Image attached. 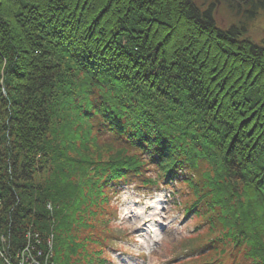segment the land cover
Returning a JSON list of instances; mask_svg holds the SVG:
<instances>
[{
  "label": "trees",
  "instance_id": "1",
  "mask_svg": "<svg viewBox=\"0 0 264 264\" xmlns=\"http://www.w3.org/2000/svg\"><path fill=\"white\" fill-rule=\"evenodd\" d=\"M220 2L0 0L13 261L49 219L59 264H110L111 199L135 184L170 187L193 226L172 264H264V41L249 36L264 0ZM49 161L56 174L33 188Z\"/></svg>",
  "mask_w": 264,
  "mask_h": 264
},
{
  "label": "rangeland",
  "instance_id": "2",
  "mask_svg": "<svg viewBox=\"0 0 264 264\" xmlns=\"http://www.w3.org/2000/svg\"><path fill=\"white\" fill-rule=\"evenodd\" d=\"M249 33L253 40L264 41V11L254 21ZM77 126L75 125V128ZM84 126L87 127V124ZM39 160L41 158L36 162H40ZM69 168L70 166L67 167V169ZM56 170L57 165L56 163L54 165L52 161L37 166L31 179L32 187L45 186L50 179H53ZM78 177H80L79 174ZM161 189L150 187L143 189L133 184L122 187L118 195L111 199L113 207H110L108 212L114 220L113 233L118 235H114L118 237V240L114 241L116 246L113 252L114 260L110 261V264H172L175 262H172L174 259L172 252L178 246L186 245L184 243L188 242L189 229L193 226L187 225V219L181 218L178 209L171 205L173 197H170L169 193L172 192V189L168 186ZM28 191L33 192L32 189ZM34 194L37 199L38 191ZM21 200L23 206L27 207L28 198L22 195ZM3 201V198L0 197V262L14 264L16 260L8 262L4 255L5 250L8 253L7 244L11 241V234L6 229L4 220L8 221L11 215L5 210ZM43 205L39 202L31 207L32 211L27 212L28 217L35 219L36 209L38 210V207ZM46 209L50 212L54 208L51 203H47ZM46 222L49 223L47 229L45 228ZM41 223L42 229L45 230L38 229L32 223L33 229L41 233L42 236H54L53 255L46 264H59L55 255L56 232L53 230V222L49 219H40ZM47 239L51 240V238ZM179 251L182 250L179 249ZM180 259L183 260V258Z\"/></svg>",
  "mask_w": 264,
  "mask_h": 264
},
{
  "label": "built area",
  "instance_id": "3",
  "mask_svg": "<svg viewBox=\"0 0 264 264\" xmlns=\"http://www.w3.org/2000/svg\"><path fill=\"white\" fill-rule=\"evenodd\" d=\"M47 238H51L47 239ZM25 242L15 255L14 264H46L53 255L54 236H42L37 230L29 228L24 233ZM8 262L13 261L11 256L4 251ZM14 262V261H13Z\"/></svg>",
  "mask_w": 264,
  "mask_h": 264
},
{
  "label": "flooded vegetation",
  "instance_id": "4",
  "mask_svg": "<svg viewBox=\"0 0 264 264\" xmlns=\"http://www.w3.org/2000/svg\"><path fill=\"white\" fill-rule=\"evenodd\" d=\"M217 3H218V2H217ZM218 5H221V2H219Z\"/></svg>",
  "mask_w": 264,
  "mask_h": 264
},
{
  "label": "water",
  "instance_id": "5",
  "mask_svg": "<svg viewBox=\"0 0 264 264\" xmlns=\"http://www.w3.org/2000/svg\"><path fill=\"white\" fill-rule=\"evenodd\" d=\"M217 2L219 3V0H217Z\"/></svg>",
  "mask_w": 264,
  "mask_h": 264
}]
</instances>
